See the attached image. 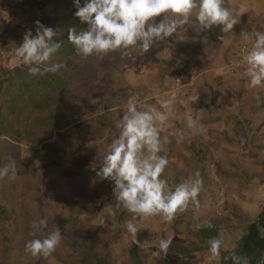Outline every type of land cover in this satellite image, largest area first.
Instances as JSON below:
<instances>
[{
    "label": "rangeland",
    "instance_id": "rangeland-1",
    "mask_svg": "<svg viewBox=\"0 0 264 264\" xmlns=\"http://www.w3.org/2000/svg\"><path fill=\"white\" fill-rule=\"evenodd\" d=\"M225 6L243 11L231 33L217 26L197 34L189 26L188 40L179 34L145 54L82 59L67 41L69 28L87 27L74 16L73 0H0V166L11 158L17 168L14 179L0 180V264H221L235 251L264 209V87H246L243 57L251 44L240 36L264 32V0ZM36 21L61 41L48 61L66 65L56 73L30 75L13 55L26 30L35 35ZM129 96L157 107L173 99L175 134L161 132L164 178L174 186L199 171L203 179L199 206L171 223L132 221L114 208L111 182L96 175ZM199 109L189 128L187 117ZM40 218L48 227L36 231L31 225ZM129 221L140 229L138 244L124 227ZM56 228L62 240L49 257L25 251L27 241ZM213 237L222 248L210 262ZM161 238L172 240L167 253L157 247Z\"/></svg>",
    "mask_w": 264,
    "mask_h": 264
},
{
    "label": "clouds",
    "instance_id": "clouds-1",
    "mask_svg": "<svg viewBox=\"0 0 264 264\" xmlns=\"http://www.w3.org/2000/svg\"><path fill=\"white\" fill-rule=\"evenodd\" d=\"M73 3L76 8L74 16L87 27L80 31L69 28L67 41L82 59L90 56L100 59L116 52L121 56L134 52L145 54L154 45L179 34L188 40L189 26L197 34L217 26L221 33H231L243 13L226 7L225 0H83V4L81 0H73ZM193 14L195 24L190 23ZM35 25V35L31 29L26 30L13 55L27 67L30 75L56 73L66 65L63 62L49 64L48 61L61 48V41L54 39L57 33L51 27L40 21ZM240 36L245 43L251 44L243 57L246 66L242 75L246 78V87H264V32L256 31L254 39L246 31H241ZM218 39L223 40L224 35ZM197 100L198 95L191 97L193 103ZM157 104L159 107L139 103L134 96H129L126 111L115 124L119 133L108 146L96 175L111 182L116 201L114 208L131 213L132 221L158 216L161 222L171 223L190 204L199 206L203 179L199 171L174 186L164 178L169 159L166 153L162 154L161 132L166 127L170 135L175 134L171 131L173 125L168 123L173 99L159 100ZM200 115L201 109L196 110L195 116H188L187 126L193 127ZM16 172V163L9 158L8 163L0 166V180L14 179ZM107 211L110 216H115L113 207ZM132 221L124 227L133 242L138 244L140 229ZM206 226L211 227V223ZM31 227L36 231L46 229L47 218L34 220ZM61 240L62 232L56 228L42 239L27 241L25 251L33 257H49ZM171 243L170 238H161L157 247L167 253ZM207 245V259L216 261L222 248L221 238H210ZM232 259L234 264H240L239 257L233 256Z\"/></svg>",
    "mask_w": 264,
    "mask_h": 264
},
{
    "label": "trees",
    "instance_id": "trees-1",
    "mask_svg": "<svg viewBox=\"0 0 264 264\" xmlns=\"http://www.w3.org/2000/svg\"><path fill=\"white\" fill-rule=\"evenodd\" d=\"M95 171L93 168L91 169V172ZM262 228H264V209L248 225L241 244L226 259H223L221 264H234L233 256L240 258V264H244V261L247 264H262L264 261V235L261 233ZM105 264L109 263L105 261Z\"/></svg>",
    "mask_w": 264,
    "mask_h": 264
}]
</instances>
